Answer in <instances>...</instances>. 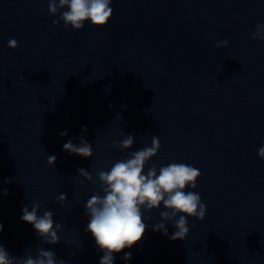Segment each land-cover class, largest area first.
Here are the masks:
<instances>
[{
	"label": "clouds",
	"instance_id": "1",
	"mask_svg": "<svg viewBox=\"0 0 264 264\" xmlns=\"http://www.w3.org/2000/svg\"><path fill=\"white\" fill-rule=\"evenodd\" d=\"M112 0H48V14L58 19H53L52 25L58 26L61 21L65 28L71 26L73 30H80L86 21L93 26L103 27L107 24L113 14L110 7ZM251 39L264 41V22L256 25L255 31L251 33ZM228 41L224 40L214 47H228ZM8 47L16 49L18 42L10 39ZM86 132V126L82 129ZM67 136V131L60 133ZM134 137L127 135L121 141H114L113 147L121 150L130 149L133 146ZM161 144L159 138L152 136L151 146L130 152L127 159L117 160L109 171L100 169L96 172L97 182L103 195L93 194L84 205L85 212L89 217L86 231L90 232L96 241L98 248L103 251L100 264H114L113 253H119L125 248H131L141 240L146 225L143 212H150L160 208L163 203L164 211L159 216L164 222H171L176 231L169 237L170 240H185L189 233L187 217L203 220L206 213V205L202 202L199 193L185 191L186 187L195 189L196 181L201 172L191 165L171 163L162 166L157 175L155 165L148 167L144 174L146 164L157 155ZM63 150L82 156L84 158L93 156V148L90 143L80 137V143L74 144L69 139L63 145ZM258 156L264 159V147L258 149ZM57 157L50 155L47 163L54 166ZM79 176L84 179L80 181H93V175L83 168H78ZM5 183L10 181L5 180ZM7 195V190L3 191ZM67 200L66 193H60L56 202L63 205ZM143 209V212H142ZM40 204H33L31 210L28 206L22 207V221L29 223L36 230L37 235L46 244L55 245L59 243L57 233L61 230L60 223H54V213L44 211L38 215ZM179 214V215H178ZM178 217V218H177ZM166 223H157L152 226L153 231H160L168 235ZM3 225L0 224V232ZM132 258L131 252H125L122 259L128 261ZM0 264H65L58 259L53 250L37 248L36 255L28 254L26 258L13 257L0 245Z\"/></svg>",
	"mask_w": 264,
	"mask_h": 264
}]
</instances>
